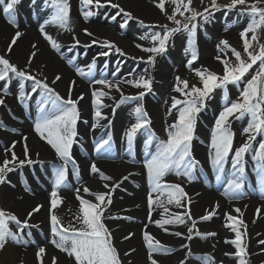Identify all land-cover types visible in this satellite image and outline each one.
<instances>
[{"label":"bare ground","instance_id":"1","mask_svg":"<svg viewBox=\"0 0 264 264\" xmlns=\"http://www.w3.org/2000/svg\"><path fill=\"white\" fill-rule=\"evenodd\" d=\"M68 1L71 3L70 30H66L57 24L45 25V30L60 44L59 52L49 45L39 31V25L49 20L55 12V7L50 0L20 1L15 6L14 11L16 21L19 24L18 29L7 22V17L2 11L3 6H0V42L4 45L5 53H7L6 49L15 32L19 30L23 35L13 46L11 53L7 54L17 61L22 68L32 70L33 73H40L41 78H46L50 86L65 99L69 96L70 87L72 99H78L83 95V99L79 100L78 103L80 113L78 135L71 149V155L77 162L79 174H76L72 164L69 163L66 185L58 190V195L62 200L58 207L62 206L73 216H77L80 214V203L77 199L76 189L81 190L80 195L82 198L95 202L94 196L83 192L84 187L89 188L93 193L109 191V189L103 187L105 183L109 184L110 188L114 187L110 205L112 211H114L112 217L121 218L108 220L107 226L112 232L113 244L120 253L123 264H151L149 250L144 239L145 232H148L155 240L160 241L166 248L171 249L168 253H152L159 264H181L182 261L184 264H195L184 258L188 249L193 254H205L211 257L210 264H236L228 257L233 255H226V253H234L233 249L235 248L234 245L225 242L235 238V233L225 226L230 223L227 221L225 214H231L238 219H242L246 225L247 234L244 236V243L247 245L248 252L246 261H248V264H264V245L259 244L260 240H264V185L259 182L260 177L257 176L253 165H249L254 164L253 155L256 143L264 136H257L256 141L252 143V149L245 156L246 172L244 180L246 181L244 186L247 190L244 188L237 198H231L224 195V188L220 193H217L215 188L216 184L222 180L225 183L223 187L227 186V180L231 178L233 171L231 168L232 156H229L228 162L225 164V173L218 180L210 163L211 131L215 120L213 122L204 120L205 122L202 123L201 127L197 128L200 141L193 142L191 148L192 155L200 162V166L193 172L194 178L189 180L187 177L178 176L175 171H172L163 178V181L168 184H180L187 193V198L182 201L185 207L166 204L169 213L183 214L187 209L190 211L192 218L197 221L198 227L205 233L212 232L216 235L207 238H195L189 241L184 235V231L188 227L187 223L165 225L167 231L158 227L155 221L167 217L168 214L164 213L163 208L156 205L153 206L151 214L149 213L147 199L151 186L148 181L145 162L148 160L149 154L155 153L159 141L167 139L168 125L177 119V110L171 108L172 98L177 97L173 90L171 77L175 72L188 75V68H186L180 57L172 59V67L164 62H158L155 70L151 72L153 81L151 92H148L142 100L135 99L137 107L142 105L150 113V126L136 134L130 150L125 133L136 122L135 110L122 116V105L117 107L121 99L120 93L114 88L111 90L103 89L109 92L108 96L102 98L104 106L100 108L106 119L95 118L92 91L102 89L103 86L87 83L77 74L76 69L80 68L86 72L89 71V66L93 65L91 71L98 79L109 76V80L121 82L120 88L124 95L137 96L143 89H137L123 81L138 79L141 70L137 71L135 64L140 67L143 63L136 59L141 60L140 58H143V60H147L150 55L142 51L141 48L136 47V45L151 46L138 36L131 37L129 41H126L115 32H112L113 39H110L108 35L111 30L105 25L101 23L92 24L89 20L84 19L81 13L80 0ZM113 3H118L125 11L131 12L133 20L139 21V23L141 20L144 21L143 25L166 23L159 13L156 0H113ZM104 9L105 13L110 12L113 15L118 12V9L110 6H106ZM120 17L125 16L123 14L118 15L117 19ZM85 29L93 35H87ZM74 36L80 41L79 45H75ZM93 40L120 43L123 48L120 49L124 54L119 53L117 58L112 61L108 56V58L104 55L100 56V54L96 56L97 53H102L97 51L93 61L87 62L90 55L86 51L93 47H101V44H93ZM33 44L37 46V49H33ZM85 45L91 46L85 47ZM101 50L107 51L108 49L101 47ZM33 51H36L37 54L29 66L27 62L30 53ZM175 53H178V51L175 50ZM65 58L66 60H64ZM69 59L72 61L79 60L75 69L70 68ZM199 68L196 65L191 67L192 71L194 70L193 72L199 70ZM56 75H60L61 79L53 84L52 81ZM71 82H75L74 85ZM19 84L18 79L8 83L6 85L9 89L8 95H4L3 91L0 90V96L5 99L0 117V122L3 124V127H0L2 146L8 149L15 143L13 150L20 159H24L23 145L26 142L32 159L46 161L54 169L53 172L46 174L28 167L18 181H15L14 176H11L8 179L10 183L7 182L5 187L4 197L19 212L22 220L33 208L42 205L39 212L34 213L29 220V224L34 227L28 229L36 230L51 241L53 236L50 230V193L54 189L55 174L62 161L55 150L44 140H41L34 130L35 122L40 117L39 106L40 101L44 98L43 90L32 93L31 84H26L23 90L19 88ZM4 86L5 83L0 84V89ZM21 91L27 94L24 103H21L18 98ZM224 107L215 108V119ZM113 117L115 119L112 124L107 126ZM89 126H92L94 130V134L90 136L84 129ZM13 129L15 131H12ZM150 132L155 134L156 139L148 145L146 141ZM235 134L238 136L233 151L247 139L243 131L235 132ZM109 135L111 136L110 146H105L100 153H104L103 155L109 160H98L99 152L96 151L95 145L99 138L102 136L109 137ZM25 137L27 138L26 141ZM5 149H2L0 145L1 161L5 158L11 159L10 153H6ZM117 156L121 157L123 161L116 160ZM113 157L115 159L111 161ZM93 162L106 175L112 177V180L104 181L99 174L91 173L90 165ZM80 180L82 183L79 182ZM152 195L155 199L158 193H152ZM161 199L166 201L167 194L161 196ZM217 202L219 208L215 209L216 215L207 221L200 220V217L215 208ZM57 208L55 212H57ZM237 208L241 210L242 215L235 212ZM125 217L131 219H125ZM188 222L191 223V221ZM177 231L183 235L179 237L174 235ZM241 231L243 232L244 229L242 228ZM129 235V239H124L125 236ZM32 245H30L29 250L34 249ZM184 245H188V247L185 248ZM43 247L46 249L47 256L57 258V264H74L73 258L61 252L51 242ZM132 249H135V251H131ZM34 251L36 253L38 248ZM125 252H129L130 255L125 256Z\"/></svg>","mask_w":264,"mask_h":264},{"label":"snow or ice","instance_id":"2","mask_svg":"<svg viewBox=\"0 0 264 264\" xmlns=\"http://www.w3.org/2000/svg\"><path fill=\"white\" fill-rule=\"evenodd\" d=\"M20 0H0V6H3L2 11L7 17V22L13 27L19 28V24L16 21L14 11L15 6ZM51 4L55 7V12L51 18L39 25V31L49 45L56 51H60V44L53 39V37L45 30L46 24H57L60 27L70 30V6L68 0H50ZM175 5L172 14L167 15V20L171 21L175 27H169L167 24L153 25L151 27H159L161 31L152 32L149 35L141 37L142 39H151L153 46L143 47L137 44L136 47L141 48L142 51L149 53L147 57V63L154 64L157 55L164 54L167 51V44L170 38L181 30L187 31L189 34V51L191 58L187 61V66L191 67L192 64L198 59L197 50L195 47V38L197 36L198 25L194 21L197 18H202L204 22L208 21V15L211 14V9H217L220 6L216 0H211V4L205 6L203 11H198L192 7V0H172ZM82 5V15L85 20L94 15L93 9L104 8L110 6L111 8L118 9L116 15L111 17L115 20L118 15L123 14L127 17V20L133 19L131 12L125 11L118 3H113V0H80ZM264 4V0H230V3L226 6L228 8H235L238 5L246 6L251 15V21L247 27L241 32V39L243 41V52L247 55L248 60L242 58L240 51L232 47L227 40L220 41L218 49L223 52L224 49L231 51L235 58L236 63L233 64L226 56L218 55L216 59L220 61L223 66V74H217L207 68L195 70V75L199 78V82L202 86L196 84L189 85V81L176 77V85L174 91L179 93L181 98L173 97L171 108L177 110V119L168 125L167 139L160 140L154 154H150V158L145 162L147 168L148 181L151 186V191L148 195L147 203L149 213L153 210V206H159L163 208L164 213L168 214L167 217H162L160 220L155 221L158 227L164 228L165 225L186 224L191 221V226L188 227L187 239L193 238L192 234L195 230L197 236L207 238L208 236H215L216 233H200L196 230L197 221L192 218L189 210L183 214L169 213V209L166 204H175L177 207H185L182 201L187 198V193L180 184H168L163 181V178L172 171H175L178 176H185L189 180L193 179V172L200 166V162L197 161L192 155V141L194 139L195 126L197 118L201 110L205 107L206 100L210 94L217 88L223 89L225 98L227 99V86L229 84H239L250 70L258 64V70L255 74L248 79L245 86L240 92V96L236 101L227 102L225 107L219 112L218 117L215 119L214 126L211 131L210 140V163L219 180L222 174L225 173V164L228 162L231 154V178L227 180V186L224 189V195L231 198H237L241 194V190L245 185V172H246V160L245 156L252 149V142L256 141L257 136H264V44H258V51H254L253 42L258 43V30L264 28V7H258V5ZM156 6L161 12H166L165 0H157ZM86 9V10H85ZM186 13L188 15H186ZM177 16L183 17V20L177 19ZM127 20L121 24V27L127 25ZM143 25L144 21H140ZM89 36L93 34L84 30ZM249 33L251 37L249 38ZM23 35L22 32L17 30L9 43L6 52L11 53L13 46L16 45L18 39ZM75 45H79L80 41L74 36ZM93 44H101V47L108 49L100 55L107 56L111 51H115L123 55L122 49H120L114 42L111 41H98L93 40ZM222 45V47H221ZM91 45H85L90 47ZM33 49H37L35 44L32 45ZM37 52L33 51L29 55L28 65L30 66L32 60L35 58ZM143 60V58H140ZM69 65L73 62L68 60ZM93 65L89 66V72L86 73L80 68H77V74L81 77H86L91 72ZM18 78L22 81L19 84V88L23 90L25 83L31 81V92L36 93L38 90H43V99L40 101L39 111L40 117L36 120L34 130L39 135L41 140H44L62 161V164L58 167L55 180L54 189L50 193V230L53 239L50 241L61 252L66 253L69 257L73 258L74 264H122L120 253L113 244L112 232L104 223L105 211L111 205V194L114 191V187L110 188L109 184L105 183L103 187L109 189L107 192H95L93 193L89 188L84 187L83 192L88 195H92L95 198V202H91L81 197L80 189H76L77 199L80 203L79 215L75 217L76 225H69L65 227L60 218L55 214V209L62 203L61 198L58 195V190L66 185L68 178V164L71 163L79 174L78 165L75 159L71 155V149L76 142L77 122L79 120L78 103L83 99L81 95L78 99H72L71 87L69 89V96L67 99L62 97L54 88L50 86L47 79L38 78L32 75L27 69H19L16 65L12 64L5 55H0V81L5 82V86L0 89L4 95L9 94V89L6 86L12 79ZM61 79L60 75H56L52 83H56ZM124 83H128L137 89H143L135 97L125 96L120 88V81H112L108 79H95L93 84L102 85L103 88L92 91V104L95 108V118L106 119L103 116L100 108L103 107L102 98L109 95L108 91L103 89H115L120 93L121 99L117 104L123 103L127 99L142 100L143 97L152 90V79L147 75H142L138 79L126 80ZM75 82H71L74 85ZM19 100L24 103L27 98V94L21 91ZM5 104V99L0 96V106ZM50 106V107H49ZM136 122L126 131L125 135L131 150V146L136 134L150 126V118L143 106H138L135 109ZM248 115L251 117L247 127L243 129L247 139L238 148L233 151L234 132L231 129V118L237 119ZM0 127H3L0 122ZM12 131H15L13 129ZM25 141L27 138H24ZM156 139L155 134L150 132L146 143L150 145L152 141ZM111 136L107 139H102L97 142L95 147L96 151L100 152L105 146H110ZM15 143L11 148L5 149L6 153H10L11 159L5 158L0 164V184L6 182L7 174L15 170V166L23 167L24 165H32L37 161L33 160L29 155V146L25 142L24 159H20L16 152L13 150ZM38 155V154H37ZM254 170L258 177H260V183L264 185V139H261L258 143V147L254 151ZM11 165V166H10ZM90 171L93 174H99L104 181L112 180V177L106 175L100 170L96 163L93 162L90 165ZM127 179V177H125ZM118 187V185H117ZM152 193H158L153 198ZM167 194V199L162 200L161 196ZM190 203V201H189ZM42 205H37L32 211L27 213L26 218L22 221L20 218L10 212H6L0 209V250H4L8 241H15L17 243H28L24 240L25 229L34 227L29 224V220L34 213L39 212ZM219 208L217 202L215 208L209 210L206 215L200 217V220H210L216 215L215 209ZM259 212V209L257 210ZM236 213L242 215L239 208L235 209ZM228 227L235 233V238L226 240V243H230L235 246V253H226V255H234L238 259V264H247L246 257L248 256L247 245L244 243V236L247 234L245 222L242 219H238L231 214H225ZM108 219H120L121 217H107ZM125 219H131L125 217ZM14 223L17 226V231H12L9 227V223ZM244 229L242 232L241 229ZM27 235L30 237L31 232ZM174 235L182 236L181 232H175ZM129 236H125L124 239H129ZM144 239L147 243L149 250V260L151 264H159V262L153 257V252L168 253L171 249L166 248L160 241L155 240L148 232L144 233ZM259 244L264 245V240H260ZM185 248L188 245H184ZM131 251H135L132 249ZM190 254V253H189ZM46 255V249L43 246L38 247L36 252L37 260L39 264H44V256ZM125 256L130 255L129 252L124 253ZM205 264H210L211 257H204ZM22 264V262H21ZM51 264H57V258L52 257ZM181 264H184L182 261Z\"/></svg>","mask_w":264,"mask_h":264},{"label":"rangeland","instance_id":"3","mask_svg":"<svg viewBox=\"0 0 264 264\" xmlns=\"http://www.w3.org/2000/svg\"><path fill=\"white\" fill-rule=\"evenodd\" d=\"M216 2L220 7L217 9H211V14L208 15L207 22H204V20L199 17L197 18L196 21H194L198 25L197 36L195 38V47L197 50L198 59L192 64L191 67L196 65L198 66V68L200 67L199 69L207 68L217 74L222 75L224 66L220 61L216 59V57L218 55L222 57L226 56L233 64H235L236 61L230 50L224 49L223 52L219 51L218 45H220V41L227 40L232 47H234L235 49L241 52L242 58H244L246 61L248 60L247 55L243 52V41L241 39L240 34L247 27L248 23H250L251 15H250L248 8L243 5H238L235 8L226 7L230 3V0H216ZM251 2L252 0H249V3ZM68 3L71 8V3L69 1ZM156 4H157V0H156ZM210 4H211V0H192V7L201 12L203 11V8L205 6H208ZM174 7L175 5L173 4L172 0H165L166 12H161V10L159 9V13L162 15L161 17L164 18L166 21V23L164 24L169 25V27L176 26L171 21L167 20V15L172 14ZM258 7H264V4L258 5ZM93 11L95 14L89 17L88 20L92 24L101 23L105 25L109 30H111V33L108 35L110 39H113L112 32H115L123 40L126 39V41H129L131 37L134 38L138 36L140 39H142L141 37H144L146 34L150 36L152 32H155V31L162 32V29H160L159 27H151L153 25H148V26L142 25L139 23V21H136L133 19L127 20V17H120L117 19L118 17L117 16L115 20H112L111 17L113 16V13H110V12L105 13L104 8L93 9ZM81 13H82V10H81ZM186 15L188 14L186 13ZM177 19L183 20V17L177 16ZM125 20H127V25L122 28L121 24L124 23ZM160 25H163V24H160ZM250 37H251V33H249V38ZM142 40L145 43H148V45L153 46L150 38L142 39ZM116 44L119 48H122L120 43L116 42ZM258 44H264V28H261L258 30V43L253 42L252 50L258 51ZM187 49H189V34L187 31L181 30L180 32L175 33L170 38L167 44V51L164 54L157 55L154 64L147 63L146 62L147 60L145 59L144 60L136 59L137 61H139L140 63L142 62L143 64L140 67L138 64H135V67L137 71L141 70L139 72L140 76L150 75L151 77V72L155 70L158 62H164L166 65L171 66L173 63L172 59H176L177 57H180V59L185 63L186 68H188V75L179 74L175 72L173 77H171L172 78L171 83H173V87H175L177 83L176 81L177 76H179L181 79L188 80L190 86L193 84H196L197 86H202L199 82V78L194 74L195 73L193 72L194 70L192 71L191 67L187 66V61L191 58V53L189 51H186ZM175 50H177L178 53H175ZM97 51L104 52V50H101V47H98V48L93 47L92 49H89L86 51V53L90 55L87 62L93 61L95 52ZM99 54L101 53H97L96 56ZM118 54L119 53L113 50L109 54L111 56L109 55L107 56L110 57V59L113 61L117 58ZM0 55H5V57L9 59V61L12 64L16 65L19 69H25V68H22L17 61L13 60V58L9 54L5 53L4 45L1 42H0ZM100 56H103V55H100ZM64 60H66V58ZM72 62L73 63L70 65V68L75 69V66L77 62L79 63V60H74ZM256 70H258V64L255 65L252 70H250V73L247 74L245 78L239 84H229L227 86V99L225 98V93L223 89H220V88L215 89L210 94L209 98L206 100L205 107L201 110V112L198 115L197 123L195 126L194 139L192 143L196 142V140L200 141L199 140V130L197 128L201 127L202 123L205 121L213 122L215 120V115H216L215 108H221L225 106L227 102L236 101L239 98L240 92L245 86L247 80L251 79V76L255 74ZM28 71H30L32 75H35L38 78L42 77L41 75H39L40 73H33L32 70H28ZM88 72L89 71H86V73ZM81 78L90 84L92 83L93 80L98 79L97 76L92 73V71L89 73L88 76L81 77ZM14 79H18V78H14ZM41 79H44V78H41ZM104 79L109 80V76L105 77ZM13 80H11L9 83H11ZM19 82L21 83L22 81L19 80ZM4 83H5L4 81H0V84H4ZM24 83L25 85L28 83L32 84L31 81H27ZM175 95L177 96V98L183 99V97H181L179 93L175 92ZM125 96L135 97L133 95H128V94ZM119 105H122V113H121L122 116H124L126 113H129V111L131 112L137 108V103L135 102V99H127L123 103H120ZM144 109L147 112V109L146 108ZM1 110H2V106H0V117H1ZM147 113L149 117L150 113L149 112ZM115 117H113L110 120V123L107 126L112 124ZM250 119L251 117L248 115H245L244 117H241L239 119L235 117L231 118L230 126L234 134L235 132L239 133L243 131V129L247 127ZM78 129H79V124L77 122V132H78ZM84 129L85 131H87L88 136L94 134V130L92 129V126H89L88 128H84ZM237 136L238 135L235 134L234 143L237 140ZM107 138H108L107 136H102L101 138H99L98 142L101 141L102 139H107ZM261 139L262 138H260L257 141L256 148L258 147V143ZM234 143H233V146H234ZM2 144H3L2 138H0L1 148L5 149V147L2 146ZM102 151L103 150L99 152V156L97 159L98 160H107V159L109 160V158L103 155L104 153L100 154ZM149 158H150V154L148 155L147 159ZM114 159L115 157H113L111 161H113ZM33 160L37 162L32 165L26 164L23 167L15 166V170L7 174V180L10 179L11 176H14L15 181H18L19 178L23 175V172L25 171V169L28 167L33 169L34 171L35 170L40 171L41 173L49 174L50 172H53L54 168L50 166L46 161H41L39 159H33ZM116 160L123 161L122 158L119 156L116 157ZM0 164H2L1 160H0ZM249 165L250 166L253 165L254 167V164H249ZM68 169H69V165H68ZM79 182L82 183L81 180ZM224 184L225 183H223V180L216 184L215 190L217 193H220L221 190H223L222 188L225 189V186L223 187ZM6 185H7V182L4 184H0V209L5 210L6 212L14 213L20 218L19 212L15 210L13 208V205L10 204L4 197ZM244 188L245 190H247L246 186H244ZM113 213L114 211H112V208L109 206L104 213L105 215L104 223L106 225L108 223V220H112V219H108L107 217H112ZM55 214L60 218L62 224L65 227L69 225H76L77 227L79 226L75 220L76 216H73L62 206H59L57 208V212H55ZM187 226L190 227L191 223L187 222ZM9 227L11 228L12 231L14 232L17 231V226L14 223L10 222ZM187 229L184 231V235L186 237L188 236ZM196 230H198L202 234L205 233L200 227H198L197 223H196ZM28 232H31L30 237L27 235ZM192 236H193L192 239L202 238V236H197L195 234V230ZM24 240L28 241V243H17L15 241L9 240L5 249L0 250V264H21V262L22 264H39V261L37 260L34 249L50 243L49 238L45 237L44 235L39 234L36 230L25 229ZM31 244H33L32 248L34 249L29 250V247ZM233 251L235 253L236 249L234 248ZM52 257L54 256L45 255L44 264H51ZM204 257H206L205 254L203 255L193 254V252H191L190 249H188L184 255V258L186 260L188 259L189 261H192L195 264H205ZM228 257L232 259V261H235L236 264H238V259L234 255L228 256ZM121 260H122V257H121ZM247 264H248V261H247Z\"/></svg>","mask_w":264,"mask_h":264}]
</instances>
